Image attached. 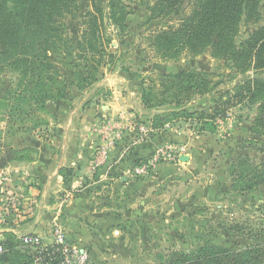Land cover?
<instances>
[{"label":"rangeland","instance_id":"obj_1","mask_svg":"<svg viewBox=\"0 0 264 264\" xmlns=\"http://www.w3.org/2000/svg\"><path fill=\"white\" fill-rule=\"evenodd\" d=\"M81 1L84 3V0ZM121 1L129 12L126 30L121 32L106 22L107 33L113 37L108 51L116 55L118 61L112 66L113 60L107 57L98 82L111 73L128 76L132 79L129 83L132 91L139 93L141 98L142 80L148 86L150 80L158 81L161 74L189 70L214 73V83L220 84L213 94L231 90L252 76L249 72L246 76L234 78L227 64L213 58L209 52L197 57L185 53L179 60L163 59L152 48L150 37L162 29L174 28L180 18L152 20L149 7L154 0ZM255 28L243 26L239 39L246 38ZM15 82L12 74L0 76V156H5L6 151L12 148L33 158L36 153L33 147L39 140L52 136L53 127L64 120L60 116L61 109L72 107L76 99L80 101L82 93L93 89L97 93L102 92L95 88L97 82L91 89L81 91L72 98V93L78 89L70 86L69 96L65 100L50 104L48 110L43 112L31 115L28 112L21 120L17 115L16 118H13L15 115L9 116L7 103L4 105L1 102L5 92ZM209 100V96L194 97L195 108L191 109V112H197L194 118H170L159 128L152 121L155 110L147 109V118L137 119L135 127L132 123L124 126L122 121L109 123L118 127L114 131H120L122 138L117 143L125 140V129L139 132L138 126H143L148 138L134 136L142 143L145 157L136 154L132 159L131 155L126 158L129 159L131 171L146 166L148 173L144 177L133 178L132 185L135 187L130 188L120 182V188L110 191L109 195H101L104 201L110 203L111 213L124 221H110L104 228L89 224L93 241L88 248L95 262L170 264L174 254H190L206 245L237 252L264 241V186L242 195L234 190L231 176L232 165L241 156H250L255 164L264 160V154L258 150L263 146L253 143L254 136L250 131L259 105L250 101L235 102L236 106L225 117L200 121L202 112L205 115L214 112L215 104ZM206 121L210 123L205 124ZM39 123L42 127H38ZM157 133H166L169 138L175 139L150 146ZM160 148L166 154L163 155L164 159L154 163ZM169 155L172 159H168ZM181 157L186 159L182 161Z\"/></svg>","mask_w":264,"mask_h":264},{"label":"trees","instance_id":"obj_2","mask_svg":"<svg viewBox=\"0 0 264 264\" xmlns=\"http://www.w3.org/2000/svg\"><path fill=\"white\" fill-rule=\"evenodd\" d=\"M149 11L154 21L180 18L174 28L150 37L163 59L209 52L227 64L234 78L252 73L245 82L216 94L220 83H214V73L205 71L161 74L148 86L142 80L144 108L166 111L153 113L156 128L170 118H194V97L209 96L215 104L212 114H200V121L225 117L235 102L250 101L259 105L250 129L253 143H261L258 150L264 154V0H154ZM128 16L121 0H0V76L9 73L16 80L1 99L9 116L23 120L28 112L46 111L69 96L70 86L91 89L107 57L112 66L118 61L108 51L113 37L106 22L123 32ZM243 26L256 28L240 40ZM24 158V152L10 148L0 156V169ZM61 174L69 186L74 170L64 168ZM231 176L238 193L257 191L264 186V160L255 164L250 156H241L233 163ZM170 264H264V241L237 252L206 245L190 254H174Z\"/></svg>","mask_w":264,"mask_h":264},{"label":"crops","instance_id":"obj_3","mask_svg":"<svg viewBox=\"0 0 264 264\" xmlns=\"http://www.w3.org/2000/svg\"><path fill=\"white\" fill-rule=\"evenodd\" d=\"M130 80L117 73L107 74L95 87L101 93L95 89L82 93L80 101L76 99L72 107L61 109L64 120L53 127L52 136L39 140L33 147L36 148L33 158L25 155L24 159L0 169V176L10 173L12 179L9 185L0 184V204L8 199L16 200V212L21 214V219L15 214L9 221H27L28 226L21 228V233L33 231L49 237L52 221H59L69 241L87 249L92 256L88 248L93 241L89 224L104 228L110 221H124L111 213L110 203L101 195L120 188V182L135 187L132 180L137 176L129 169L126 157L131 155L132 159L136 154L145 157L139 132L125 129V140L109 150L106 161L97 162L102 148L114 134L115 127L109 123L122 121L124 126H129L137 119L147 118L140 94L132 91ZM80 93L74 90L72 98ZM168 139L175 137L157 133L150 146ZM64 168L75 173L69 186L61 174ZM13 256L12 260L20 258Z\"/></svg>","mask_w":264,"mask_h":264},{"label":"built area","instance_id":"obj_4","mask_svg":"<svg viewBox=\"0 0 264 264\" xmlns=\"http://www.w3.org/2000/svg\"><path fill=\"white\" fill-rule=\"evenodd\" d=\"M133 125L135 127L136 124ZM138 129L141 137L147 139V133L143 126L139 125ZM121 138L120 131H114L107 146L103 147L100 152L98 164L107 160L109 150L115 147L114 145ZM165 154V150L160 148L154 157V163L164 159L163 155ZM168 159H172L171 155ZM133 171L136 176L144 177L148 173V168L142 166ZM10 180V173L0 176V184L2 183V185ZM17 207L15 199H8L0 204V264H98L92 259L87 249L76 246L69 241L59 221H52L49 237L33 231L21 233V228L28 226L27 221H9L15 214L17 219H21V214L16 212ZM49 240L51 241L48 242ZM13 255H19V260H12Z\"/></svg>","mask_w":264,"mask_h":264},{"label":"water","instance_id":"obj_5","mask_svg":"<svg viewBox=\"0 0 264 264\" xmlns=\"http://www.w3.org/2000/svg\"><path fill=\"white\" fill-rule=\"evenodd\" d=\"M166 112L165 110H155L154 114H160V113H164ZM186 158L185 157H181V160L184 161Z\"/></svg>","mask_w":264,"mask_h":264}]
</instances>
